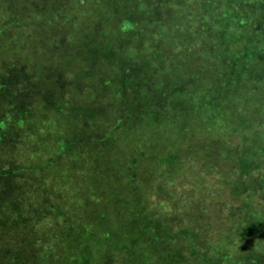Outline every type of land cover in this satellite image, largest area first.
<instances>
[{"label":"rangeland","instance_id":"1","mask_svg":"<svg viewBox=\"0 0 264 264\" xmlns=\"http://www.w3.org/2000/svg\"><path fill=\"white\" fill-rule=\"evenodd\" d=\"M10 1L25 10L14 16L0 0V264H232L212 258L226 248L245 262L263 252L264 179L257 169L264 174V138L256 141V131L264 129V78L245 79L254 97L237 109L232 96L240 93L238 71H224L222 62L231 64L240 51L235 23L256 9L252 4L243 9L246 0H149L155 20L169 1L176 8L181 1L180 8L193 13L185 17L190 26L203 22L196 30L206 18L217 22L209 29L212 40L187 30L179 41L174 28L166 29V49H177L167 57L158 47L161 28L144 10L146 0H62L58 11L50 2L46 11L33 6L46 0ZM249 2L264 15V0ZM213 45L216 57L193 61V48L210 53ZM251 59L264 70L257 56ZM203 82L219 86L220 99L206 90L197 98ZM241 103L256 120L241 121ZM152 112L157 121L149 127ZM171 119H182L188 131L180 134ZM158 134L171 141L154 157L143 144H153ZM201 139L207 147L193 148L197 155L187 158L173 184L181 194L166 206L170 182L155 170L158 161L168 147ZM134 156L144 159L136 184L148 190L144 206L124 179L138 177L123 166L135 165ZM188 172L190 181L181 177ZM175 216L184 221L170 220ZM166 236L176 251L168 249Z\"/></svg>","mask_w":264,"mask_h":264},{"label":"trees","instance_id":"2","mask_svg":"<svg viewBox=\"0 0 264 264\" xmlns=\"http://www.w3.org/2000/svg\"><path fill=\"white\" fill-rule=\"evenodd\" d=\"M3 1H5V0H3ZM14 1H16V3H17L20 0H14ZM34 1L35 0H32V2H34ZM98 1H101V0H97V2ZM148 1L149 0H146V2H145L146 8L144 10L146 12L147 17L150 19V22L153 23V24H157L161 28V31L159 33L160 34L159 35L160 40H159V43H158V47L161 48V50L163 51V53L165 55H167V57H172L173 55H177V53H176L177 49L174 48V49L167 50L165 44L162 41L165 38V36H166V33H167L166 29H169L171 27L175 29V31H173V33H174L173 35H174V37L178 38L179 41H181V39H184V38H186L189 35L188 33H186L187 30H189L190 34L195 35L198 39L200 38L201 34L205 38V40L206 39L207 40L214 39V37H212L209 34V33H212V32H210L209 29L214 30L217 22L215 20L211 19L210 17L206 18L208 21L205 22V25H204L203 29L196 30V28L198 26L203 27V25H202L203 22L201 21V23H194V24H191V26H190L189 21H186L185 17L188 18L190 16H193V13H191L188 10H186L185 8H180L181 1L178 2V4H179L178 8H176L171 3V1H169V7H167L169 9L166 10V11L162 10L161 17L159 19L155 20L154 19L155 9L153 7L154 4L153 5H152V3L149 4V3H147ZM44 2L45 3H41V5L35 4L33 6H35V8L36 7L40 8V10H44L46 8V6H48L47 3L50 2V3L54 4V5H51V9L55 10L57 8L56 11H58L60 9V7L58 5H60L61 7L63 5L62 0H50V1L46 0ZM4 3L5 4L8 3L7 6H6L7 9H8V12L12 13L14 16L16 15V13L25 10V8L19 7L18 3H17L18 5H17L15 3L11 2L10 0L9 1L6 0V2H4ZM19 3L21 4L22 2L20 1ZM97 4H100V3H97ZM250 4H252L256 9L253 10V12H251V13L250 12L248 13L247 11H245L246 14H240V19H238L236 21L235 27H234V31L239 33L238 38H237L236 41L240 42V46H239L238 43H236L237 47H238V49H236V50H240V51L237 53V55H233L235 58L233 59V62H231V64L226 62V61H222L220 59V61H222L226 65V67H224L225 68L224 71L228 72L229 68H230L229 72L231 74H234V72H236V70L238 71V72L235 73L236 74V78L234 76L229 78V80H231L232 78H235L236 83L240 85V87L238 86V88H240V93L238 94V93L235 92L236 94H234L232 96V97H236L234 99V102H235V108H237V109H239V107L237 105L240 104L241 101L242 102H247L248 97H249V99L251 98V100L254 97V96L249 95L250 90L248 91V89L245 86V79H253L254 80L253 77L256 76V75H259L260 78H262V77L264 78V70L255 69L254 65H256V64H254L252 62V59H251V57L257 56L259 61L261 63H264V50L259 51V48L264 44V15H257L256 13H254L257 10V7H256V5H254L253 2H249V0L245 1V5L242 6L243 9L249 8ZM13 5H14V7H11ZM235 5L238 6L237 3ZM8 6H10V7L8 8ZM99 9H97V10H99ZM114 9L115 8H113L111 11L113 12ZM44 11H46V10H44ZM96 13H97V15L100 14L99 12H96ZM229 14L231 15V13H229ZM12 18H14V17H12ZM209 26H211V28ZM228 26H229V24H228ZM117 29L119 30V32H117V33L119 35H123L122 25H119V23H118L117 24ZM230 43L231 42H227L226 46L229 47ZM232 43H234V42H232ZM214 47H215V45L209 47L210 53L207 52L206 50H205L206 52H201V51H198L195 48H193V54L196 57V60L194 58L193 61L197 62L198 58H201V57H207V58L216 57L217 54H213L214 51H215ZM191 49H192V47H191ZM159 52L162 53L161 51H159ZM261 52H262V55H260ZM248 56H249V58L247 59ZM178 67H179V65H177V68ZM205 67H209V66H205ZM218 71H222V70L218 69L216 74L219 73ZM204 79H206V78H203V80ZM241 81H243L244 85L240 84ZM168 82L172 83L173 81H168ZM168 82H165V83L167 84ZM228 84H230V83H228ZM213 85L211 83H208V82H203V85H201V87L199 89V93L200 94L197 95L198 96L197 98H199V96H201L203 94V91L206 90V91H208L210 93L211 97L214 98L213 100H215L217 98L220 99L219 94L216 91V88H218L219 86H213ZM202 86H204V87H202ZM246 95H247V97L245 98ZM190 97L192 98L193 96H190ZM187 99H189V98H187ZM256 102L258 103V106L255 105V104L252 105V108H254L255 111L259 110V105H261L260 102H258V101H256ZM169 105H172V104L170 103ZM184 108H186L188 111L190 110V108H188L187 106H185ZM246 112L247 111L244 110V107L242 106V103H241L240 112L239 113H240V119H241L242 122L247 123L248 120H256V116H253L251 114H249V116H248V115H246ZM167 113H168V111H167ZM190 113L192 114V112H190ZM154 116L155 115L153 113V117ZM182 119H180L181 121L180 120L177 121V120L171 119L172 124H174V125H170L171 127H175L176 131L178 129H181L180 134L183 133L182 129H184V128H185V132L188 131V126H186V123H184V124L182 123V121H183ZM194 120L197 121L196 118H194ZM156 121H157V116H155V120L154 121H152V119L149 120L147 126H149V127L152 126L151 124L155 123ZM205 123L206 124H211V125L213 124V122H208V121L205 122ZM238 125H240V123ZM245 125H247V124H245ZM149 127H144L143 126V127L139 128V129H141L142 131H145ZM221 127L222 126H219L218 128H221ZM232 127L233 128H238V127H235V124ZM159 129H161V127ZM145 132H147V131H145ZM256 134L259 135L260 140L259 139L257 140L256 138H254V139H256V141L260 142L264 138L263 126H262V128L257 129ZM191 136H193V135L191 134ZM191 136L189 135L188 137H191ZM174 139H175V142H176V138H174ZM167 140L171 141V139H168L164 135H160L159 136V134H158V136L154 140L153 144L152 143L148 144L147 141H145V143L143 144V148L145 149V153L148 154V155L150 154V155H152L154 157L160 156L161 153L163 152V149H165L163 147H165L167 145L166 144ZM248 141H253V140H248ZM195 146H196V148L207 147V142L204 141L203 139H201L200 142H195V143L190 144V145H188V144H186L185 146H174L173 145L172 148L170 146V147L167 148L168 152L164 153V156L162 157V159L160 161H158V163H157V168L155 170L159 169L161 172H163V176L166 177V179H164L163 181H167L168 180V182H170V185L168 186V190L171 191V193L168 195L170 198L167 197L165 199V201L162 200V201H164L166 206L168 205V203H170L173 206L174 205V201H175V199H177L178 194H181L180 188L175 189L173 184H174L175 180H178L177 176H179V174H183L184 173L181 170L185 169V167L187 166V164H188L187 158H192L194 155H197L196 154V150L193 149ZM259 146H260V149H261L262 146L261 145H259ZM181 147H185L184 150L186 151L187 154L186 153L184 154V152H182L183 150H180ZM125 148L128 149L127 147H125ZM141 153H143V149L141 150ZM251 156L254 157L255 155H251ZM123 157L125 159H127L126 155H124ZM209 158L210 157H207L206 155H200L198 157L199 160H208ZM133 160H136V164L135 165L131 166V163L125 162V163H123L124 164L123 166L127 169V171L128 170L130 171V169L133 168L136 171V173L138 174V177H137V179H135V177H134L133 178V182H131L129 180L127 175L124 177V179H127L128 188L130 187L131 193H134L137 197H139V200H140L141 204L143 205L147 201L145 194L148 192V190H145L143 185H139L138 186L136 184H138L139 177H140L139 169H144L143 165H142V161L144 159L141 156L140 157L134 156ZM116 161H119V160L116 159ZM249 163L250 162L248 161V159L246 157L245 160L243 161V164H242V166H244V170L247 169V166H248ZM114 165H116V164H114ZM257 170L261 171L259 176H260L261 179H264V174H262L263 173V168H259ZM189 174H190L189 172H188V174L185 173V175L181 176V177H184L185 180L190 181L189 179H187V177L190 176ZM191 180H192V178H191ZM232 194H233V190H232ZM179 198H180V196H179ZM0 213L2 215H4V213L2 211H0ZM171 219H173V221L176 222V223H182L184 221V219L180 218L179 216H175L174 218L171 217L170 220ZM173 221H172V224H173ZM149 233H151V231ZM166 237H167L166 238V242L168 243V245H170L168 247V249H170V251L171 250H175L176 251L175 243L174 242L172 243L173 239L168 237V236H166ZM250 240H252V238ZM226 249H230V251L235 253V255L238 258L233 259L232 257H230L229 256V252ZM226 249H222L220 251V253H218L216 255V257L212 258V260L214 258H216V260H218L219 263H220L221 261L218 259V257H222L223 256V258H227L229 261L234 260V262L232 264H241V263H243V264H256V262H259V264H264V250H263V252L257 253L256 255L251 254L250 255L251 258H249L248 261L245 262V261H240V253H238L237 250L232 249V248H226ZM171 253H174V252H171ZM169 254H170V252L168 253V255ZM165 256H167V253H165ZM174 262H176L177 264H180V261L178 259L175 260Z\"/></svg>","mask_w":264,"mask_h":264}]
</instances>
